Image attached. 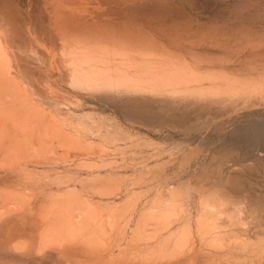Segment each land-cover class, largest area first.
<instances>
[{
  "label": "bare ground",
  "instance_id": "obj_1",
  "mask_svg": "<svg viewBox=\"0 0 264 264\" xmlns=\"http://www.w3.org/2000/svg\"><path fill=\"white\" fill-rule=\"evenodd\" d=\"M41 3L71 92L142 132L51 106L0 30L4 249L66 264H264V0ZM127 155H185V167L169 178V160L134 169Z\"/></svg>",
  "mask_w": 264,
  "mask_h": 264
},
{
  "label": "rangeland",
  "instance_id": "obj_2",
  "mask_svg": "<svg viewBox=\"0 0 264 264\" xmlns=\"http://www.w3.org/2000/svg\"><path fill=\"white\" fill-rule=\"evenodd\" d=\"M35 1L36 3L32 4L30 0H0V30H3L6 35L11 32L14 34V37L10 38L9 36L8 41L12 44V47L10 48L13 53L10 55L14 62L13 67L18 69L20 65L27 81L32 83L38 94L44 96L46 100L50 101L51 106L68 109H84V111L87 112L93 111L96 113L97 117H100V119L104 117L102 121L108 125L114 120H118L120 122L118 129L123 132H130L131 130L142 132L138 125H132L125 117L121 119L116 117L115 114L103 110L96 111L91 109L90 104L81 102L78 99L79 96L71 92L70 86L67 83L66 71L62 69L60 62L54 60L52 57L53 36H51L50 30L45 25L43 19L44 14L42 13L44 6L42 5L41 0ZM14 22L18 23V26ZM51 30L55 31L54 27H52ZM15 45H19V48L15 47ZM14 50L16 51L15 53ZM44 60L47 64L54 61L55 73L48 69L47 64H43ZM262 88H264V84L262 85ZM79 98H81V96ZM254 109L256 114L264 112L262 106H256ZM243 115V117L239 118L238 122L246 119V116L249 117L248 114ZM134 131L131 132V137L142 141L143 136L133 133ZM212 136L213 140L217 141L223 135L221 131H218ZM156 141L161 142V139H156ZM138 153L139 151H136V154ZM115 156L117 161H119L118 157L120 155ZM184 156L185 155H127V161L131 164V168L135 169L139 167H152L156 162L169 160L170 162L166 165L167 167H165V169L167 168L166 172L168 177L173 178L179 172L184 171L183 168L185 166L182 164V158H184ZM200 156L201 155L198 157ZM146 159L147 162H145ZM119 167L122 172L126 169V165H120ZM2 181L3 180L0 179V183ZM36 255L37 254H30L25 257L7 251L4 249L3 243L0 241V264H66L54 253L49 251L44 254Z\"/></svg>",
  "mask_w": 264,
  "mask_h": 264
}]
</instances>
